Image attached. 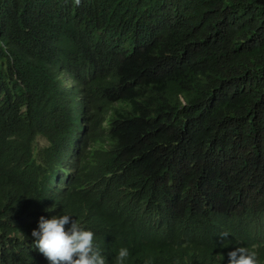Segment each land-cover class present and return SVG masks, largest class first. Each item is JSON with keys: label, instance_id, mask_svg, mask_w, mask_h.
Listing matches in <instances>:
<instances>
[{"label": "trees", "instance_id": "trees-1", "mask_svg": "<svg viewBox=\"0 0 264 264\" xmlns=\"http://www.w3.org/2000/svg\"><path fill=\"white\" fill-rule=\"evenodd\" d=\"M60 214L107 264H264V0H0V264Z\"/></svg>", "mask_w": 264, "mask_h": 264}, {"label": "clouds", "instance_id": "clouds-1", "mask_svg": "<svg viewBox=\"0 0 264 264\" xmlns=\"http://www.w3.org/2000/svg\"><path fill=\"white\" fill-rule=\"evenodd\" d=\"M59 84L63 92L70 88V82L65 74L59 75ZM77 105L83 102L76 99ZM39 145L45 142L38 139ZM71 214L52 215L50 218L41 216L37 228L31 232L33 247L49 261V264H107L102 250L95 243L96 235L91 229H86ZM230 251V250H229ZM131 253L127 247L118 249L115 264H126ZM228 264H260L255 251L246 247H238L226 253Z\"/></svg>", "mask_w": 264, "mask_h": 264}]
</instances>
